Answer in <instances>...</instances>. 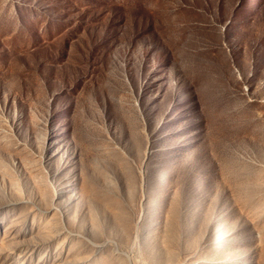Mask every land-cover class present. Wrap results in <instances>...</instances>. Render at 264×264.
<instances>
[{"label": "rangeland", "instance_id": "rangeland-1", "mask_svg": "<svg viewBox=\"0 0 264 264\" xmlns=\"http://www.w3.org/2000/svg\"><path fill=\"white\" fill-rule=\"evenodd\" d=\"M0 264H264V0H0Z\"/></svg>", "mask_w": 264, "mask_h": 264}]
</instances>
